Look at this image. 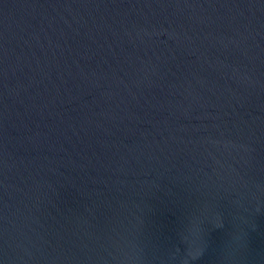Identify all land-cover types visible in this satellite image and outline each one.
<instances>
[{
	"label": "water",
	"instance_id": "1",
	"mask_svg": "<svg viewBox=\"0 0 264 264\" xmlns=\"http://www.w3.org/2000/svg\"><path fill=\"white\" fill-rule=\"evenodd\" d=\"M0 264H264V0H0Z\"/></svg>",
	"mask_w": 264,
	"mask_h": 264
}]
</instances>
